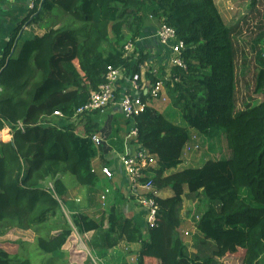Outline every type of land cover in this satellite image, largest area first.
<instances>
[{
	"label": "trees",
	"instance_id": "16d2710c",
	"mask_svg": "<svg viewBox=\"0 0 264 264\" xmlns=\"http://www.w3.org/2000/svg\"><path fill=\"white\" fill-rule=\"evenodd\" d=\"M242 1L254 10L264 0ZM56 11L62 17L41 37L18 38L20 26L0 61V130L8 127L13 136L0 143V264H33L18 258L23 245L56 255L69 242L75 244L71 264H128L126 255L116 254L120 242L141 244L138 264H264V53L257 55L259 100L238 112L235 28L224 22L215 0H35L24 24ZM150 17L165 19L186 45L187 70L174 69L165 89L187 127L149 106L128 121L138 130L137 145L158 158L156 168H143L142 181L173 193L157 199V225L144 238L120 202L96 218L75 213L67 199L65 175L89 191L101 180L94 161L103 150L84 138L99 129L100 114L79 127L52 126L50 119L57 112L71 119L106 83L109 67L140 75L145 60L124 58V47L128 34L137 42ZM258 31L257 43L264 41V11ZM146 78L155 85L166 76L160 70ZM149 98L141 94L146 105ZM193 133L202 138L206 162L169 174L181 164ZM186 190L195 202L193 218L202 201L208 203L194 226L207 248L199 254L189 253L181 233ZM244 191L253 205L241 198ZM62 205L80 236L104 232L106 247L91 248L93 262L78 251L72 227L59 225Z\"/></svg>",
	"mask_w": 264,
	"mask_h": 264
},
{
	"label": "crops",
	"instance_id": "0c3cea01",
	"mask_svg": "<svg viewBox=\"0 0 264 264\" xmlns=\"http://www.w3.org/2000/svg\"><path fill=\"white\" fill-rule=\"evenodd\" d=\"M31 4L32 0H0V61L4 57L5 52L10 46L14 34L20 26L25 25L24 31H19L20 34L18 32V38H23L25 36V39L32 40L37 36H43L46 32H48V30H50L59 22L60 17L58 18L55 15V19L52 25L47 28L38 26L39 24H43L45 20H42L38 24L33 25H29L28 23L24 24L32 11ZM45 17H47V15ZM162 20L163 19L149 18L143 28L141 37L137 40L135 45L134 61H137V59L140 58L141 55L145 60V62L140 66V75L142 79L140 85L144 89V95L149 94L148 91L152 85L146 78V74H154L155 71L158 73L161 70V74L163 73L167 77L172 73L173 69L170 64L171 51L168 48L162 46L158 39V32L162 26ZM131 91L132 82L129 78L127 81H124L122 83V86L120 88V95L122 96L125 93L129 94L131 93ZM165 96L167 99L166 102H164L163 100H153L149 98L147 101V105L157 110L168 121L183 127L182 125L185 121L182 114L172 106L167 91ZM99 117L100 119L97 121L99 129L94 131V134L101 136L103 143L100 147L102 148L103 152L102 157L99 155L98 158L95 159L94 168L101 177V180L97 186V204L100 205L99 207H97V211H95L93 214H88L91 217L93 216L98 218L101 213L106 212L108 208H111L115 205V203L120 202V207L127 218L132 219L133 222L137 226H140L141 229H144V227L147 228L148 226L146 222L145 212L138 204L137 198L131 188L129 179L122 166L123 158L132 156L139 149H141V147L136 143L137 138L131 134L133 129L135 128L132 125L128 124L129 120L125 118L121 109L117 106L111 107L105 114H100ZM194 134L195 133H193V135ZM12 139L13 136L11 135L10 129L8 127L0 130V143H8L11 142ZM195 153L197 152L194 151L192 144L186 146L181 164L177 169L171 171L169 174L189 169L187 168L188 161H190V156L194 155ZM149 161L151 167H157L158 158L152 156ZM103 168H108L111 170L113 179L109 180L102 174ZM107 189H109L110 192L108 195H106V200L102 201L101 197L105 195ZM187 195H189L188 190H186L185 193V196ZM172 196L173 193L171 190L160 192V198L167 199L171 198ZM185 196L183 198V208H186V204L190 203L189 201H186ZM181 220L183 223L181 233L183 235L185 243H187L186 240L188 239H186L185 237L186 232L189 233L192 230V237H195V230L192 229L191 223H188L187 220L182 217V215ZM198 222H196L194 226H196ZM105 227H108L107 223L105 224ZM195 240L197 239L195 238ZM120 243L126 244L124 242ZM127 246L130 247L131 251L134 252L138 258V253L141 250V244H133ZM126 260L129 264L127 256Z\"/></svg>",
	"mask_w": 264,
	"mask_h": 264
},
{
	"label": "rangeland",
	"instance_id": "374dc122",
	"mask_svg": "<svg viewBox=\"0 0 264 264\" xmlns=\"http://www.w3.org/2000/svg\"><path fill=\"white\" fill-rule=\"evenodd\" d=\"M215 3L224 22L232 28H235L234 37L238 49L235 60L237 67L235 101L237 104V111L239 112L246 109L247 106L253 105L254 102L256 103V101L259 100V96L255 94L258 74L261 69L260 65H258L259 63L257 61V55L259 52L264 53V41L257 43L259 35V31L257 32V29L264 11V1L254 10L250 9L249 2H244L242 0H215ZM55 15L58 18L62 17L61 15H63V12L56 11L52 14H48L47 17H44L43 19L45 20L44 23L39 24L38 26L42 28L50 27L55 19ZM24 26L25 25L22 26L21 31H24ZM127 36V43L132 42L130 41V35L128 34ZM134 44L136 45V43ZM133 55H135V53ZM55 122H60L61 126H66V123L63 121L55 120ZM183 123L184 124L182 126L187 127V124L185 122ZM207 158V154L203 148L202 151L190 156V161H188L187 168H199L204 165ZM64 182L69 191L67 199L69 203L72 204L74 209L73 211H75V213L79 210L78 212L80 213L93 214L98 210L97 207H99L100 204H97V190L89 191L88 189L82 188L77 184L75 178L71 175H65ZM48 187L52 188V184L48 185ZM241 198L251 205L254 204L248 191H244L241 195ZM185 199L190 203L186 204V208H183L182 205L180 217L182 215V217L185 218L188 223H191L192 229L194 230V224L199 221L201 215L207 210L208 203L204 199L199 205L196 217L193 218L191 212L195 207V202L192 201L191 195L185 196ZM71 216L72 213L62 205V209L59 214V225H64L67 223L70 227H72L75 240L77 242L76 244L78 251L84 253V255L88 257V262H93L94 258L91 254V248L106 247L104 232L97 231L82 237L78 234L76 228L74 227ZM54 223L55 221H52L50 226L52 227ZM147 228L144 227L143 229L144 238H147ZM43 233L46 234L45 231H43ZM189 233L186 232L185 234L186 239H188L186 240V244L189 253L199 254L201 251L205 252L207 248L204 247L203 244H200L199 240H195L194 236L192 237V230ZM40 234L42 235V232ZM74 245V242H69L64 248L63 252H60L56 255H46L42 253L35 244L23 245L19 249L18 258L21 261L30 260L33 264H71L69 251ZM116 253L118 256L126 255L128 257L129 264H138L136 254L132 252L130 247L126 244L118 243L116 246Z\"/></svg>",
	"mask_w": 264,
	"mask_h": 264
},
{
	"label": "built area",
	"instance_id": "2783aa9c",
	"mask_svg": "<svg viewBox=\"0 0 264 264\" xmlns=\"http://www.w3.org/2000/svg\"><path fill=\"white\" fill-rule=\"evenodd\" d=\"M34 8L35 0H32L31 10ZM158 39L162 46L171 51L170 64L173 68L172 71L174 69L187 70V64L184 58V53L187 49L186 45L183 41L178 39L177 31L169 27L165 19L162 20V26L158 32ZM134 52L135 44L132 42L127 43L124 47V58H129ZM154 74L156 75L157 72L155 71ZM129 78L132 82V91L129 94L125 93L121 96L120 88L122 83ZM171 78H173L172 73L167 76L164 81H159L155 85H151L148 91L150 98L166 102L165 82L170 81ZM176 81H178V79H176ZM141 82L142 79L139 74L127 76L124 68L109 67L106 83L92 96L88 104L79 108L69 120H66L61 113H55L54 117L50 119V124L52 126L59 125L55 120H61L66 123V126L74 125L79 127L86 123L88 116H92L96 113L105 114L113 106L119 107L125 118L132 120L135 116L143 113L148 106L144 104L141 99V94L144 91L143 87L140 85ZM59 126L62 127L61 125ZM131 134L137 138L138 130L136 128L133 129ZM80 136L84 137L82 135ZM84 138L91 140L96 147H100L103 143L101 136L97 134L85 136ZM189 144H192L195 152L203 150L202 138L196 134L192 136ZM151 157L152 156L147 150L141 148L134 155L123 158L122 166L137 198V202L145 212L147 226L155 227L157 225V215L159 212L157 199L160 198V192L155 188L152 181L143 182L141 176L143 168L148 165L150 166L149 160ZM102 174L109 180L113 179V174L108 168H103ZM109 192V189H107L105 195L101 197L102 201L106 200V195H108Z\"/></svg>",
	"mask_w": 264,
	"mask_h": 264
}]
</instances>
